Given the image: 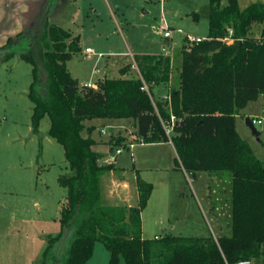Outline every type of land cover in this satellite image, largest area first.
<instances>
[{
  "label": "trees",
  "instance_id": "16d2710c",
  "mask_svg": "<svg viewBox=\"0 0 264 264\" xmlns=\"http://www.w3.org/2000/svg\"><path fill=\"white\" fill-rule=\"evenodd\" d=\"M43 13L0 46V62L18 56L31 65L32 132L38 134L42 119L49 118L48 135L62 145L70 173L58 178L67 190L61 230L48 236L40 264L55 259L57 243L64 239L71 241L63 264H86L96 242L109 251V264H120L121 258L126 264H264V160L236 129L240 111L264 95V3L240 10L238 0H209L207 39L182 46L179 82L169 98L157 99L154 89L169 83L170 59L143 54L135 56L139 76L105 78L101 105L94 102L95 93L79 88L67 68L66 60L81 54L80 36ZM255 24L262 28L260 37L252 35ZM93 119L133 120L141 144L171 142L175 167L193 178L199 172L229 174L227 232L217 238H144L141 215L153 185L136 171V207L104 201L101 180L115 166L100 163L91 136L95 127L84 124Z\"/></svg>",
  "mask_w": 264,
  "mask_h": 264
},
{
  "label": "rangeland",
  "instance_id": "374dc122",
  "mask_svg": "<svg viewBox=\"0 0 264 264\" xmlns=\"http://www.w3.org/2000/svg\"><path fill=\"white\" fill-rule=\"evenodd\" d=\"M29 1L17 0L18 5L14 4V9L18 8L17 13H31L34 18L32 24L22 31L35 24L38 14L44 12L42 15L46 13L49 22L80 36L83 55L78 54L67 62L68 70L78 79L79 85L93 82L92 70H96V78L101 75L117 77L118 73H104V69L108 66L113 70V61L127 57L129 60L124 65L130 70L129 76L135 77L137 72L129 52L134 55L163 54V47L167 44L173 47L172 57L168 58L170 61L173 59L174 79L179 82L176 67L181 59L182 46L188 44L185 36L206 38L208 35L209 0H37V7ZM238 2L240 10H244L252 3H264V0ZM194 14L199 18L196 19ZM165 23L171 27L169 39L163 37ZM0 24L3 25L1 21ZM251 32L253 36L260 37L262 28L255 24ZM86 47L92 53L86 55ZM31 70V65L18 56L0 62V264L41 263L48 236L60 233V209L67 194L58 178L70 173L62 145L48 135L49 118L42 119L38 134L32 132L33 104L27 96L32 81ZM262 97L249 103L248 108L264 118ZM245 113L243 111L242 115ZM242 115L237 117L236 129L255 155L264 160V120L250 127ZM95 124L93 137L99 141L94 147L96 152L109 157L117 148L122 150L113 163L115 172L130 178L134 171L136 174L140 169L148 170L146 178L156 184V200L149 207L145 238L153 239L155 234L181 237L212 235L215 238L213 233L218 228L213 225L216 219L209 222L211 214L206 202L208 197L210 203H215L218 196L212 175L207 172L197 173L196 178L185 175L175 167L176 153L172 148L140 145L133 120L106 119ZM119 138L124 139L123 145L113 146ZM130 139L134 143L133 148L128 145ZM224 176L230 177L229 174ZM223 187L220 199L225 214L229 193L228 186ZM135 193L133 190V197ZM111 202L115 206L125 204L121 200ZM130 204L138 205L136 201H130ZM158 210L164 216L180 217L175 219L174 228L169 223L163 229L160 225L152 226V217ZM224 220L223 215L221 221L225 227L216 237L227 232L229 220L225 223ZM70 241L64 239L57 243L55 259L50 264H63ZM109 259L110 254L104 244L96 242L93 256L86 264H109ZM120 264H126L123 258Z\"/></svg>",
  "mask_w": 264,
  "mask_h": 264
},
{
  "label": "crops",
  "instance_id": "0c3cea01",
  "mask_svg": "<svg viewBox=\"0 0 264 264\" xmlns=\"http://www.w3.org/2000/svg\"><path fill=\"white\" fill-rule=\"evenodd\" d=\"M16 1L17 0H15V1H12V0H0V21L3 24V25L0 24V45H2L5 42V40H7V38L14 36L19 31H22L24 29V27L26 28V26L28 24H30V23L32 24V22L34 21L33 20L34 18L32 19V17H31V13H26V14L21 13L20 14L19 11H18V13L16 12V10H18V8L14 9V4L18 5V3ZM10 2H11V4H10ZM29 2L33 6V4L35 5L39 1L31 0ZM37 14H38V11L35 13V17H36ZM5 19H6V21H4ZM87 48H89V47H86L85 51H86ZM129 53H131V52H129ZM160 53H154V54H150V55H158ZM81 54L83 55L82 51H81ZM85 54L87 55L86 52H85ZM131 55H133V56H131ZM138 55H143V54H138ZM138 55L137 54L134 55L133 53H131L129 56L132 57V60L130 59V61L134 62L135 61L134 56H138ZM72 58L73 57H69L66 60V64ZM127 58L126 59H122L121 61H117V60L113 61L114 62L113 65H112L113 70H110V68L107 66V68L104 69V73H105V71L106 72L110 71L113 74H117L118 73L117 77L114 76L116 78H130L131 77V76H129L130 75V70L128 68L125 69L126 67L124 65V62L126 63L129 60ZM180 63H181V59H180L179 65H180ZM171 64H172V67H174L173 66V59L171 60ZM179 65H177V67H179ZM95 71L96 70H94V72H93V70H92L91 79H92L93 82H90L95 87H94V89L93 88L92 89L86 88V89L88 91H91L92 93H95L94 102L98 103L99 105H101L104 102V96H103L102 90L100 89L101 88L100 86L103 83V81L105 80V78H111V77H106L104 75H101L98 78H96L95 77V74H96ZM135 71L137 72L136 69H135ZM135 75H138V72ZM75 79H77V78H75ZM85 84H87V83L85 82L83 85H85ZM176 84H177V82L174 79V74L172 72L171 76H170V81H169L168 84H163V85L155 87V92L156 93L155 92L154 93L157 94L156 95L157 97L156 96L155 97L157 99H167V98H169L170 91H171V88H172L171 86L172 85L176 86ZM77 85L79 86V88H81L83 86L82 84L79 85V82H78ZM262 96H264V95H260V97H262ZM262 98H263L262 100L264 101V97H262ZM248 107L249 106H247L245 109L241 110L240 114H238L237 117L242 115L243 111H246V113L244 115H242V116L246 117L245 121H246L247 125H249L251 127V125L249 123V119H251V118H259V116H257L259 113H254V111H250V109ZM262 113H264V109H262ZM237 117H236V121H237ZM104 120H106V119L87 120V121H85L84 124H85L86 127L94 126L95 129H96V124L95 123L99 122V121L103 122ZM236 124H237V122H236ZM94 132H95V130L92 132L91 136L96 141V145H98V143H99L98 139L93 137ZM83 135L87 136V132L84 131ZM127 142H133V141H132V139H130ZM139 144L140 145H151V146L160 147V148L168 147L169 149L172 148L174 150V152H175V149H174V147H173L171 142L159 143V144H141V143H139ZM107 158H108V155L107 156L106 155H102L101 161L106 163L107 162ZM139 171H140L139 172L140 177L143 180H145L146 182H149V183H151L153 185L152 194H151V196H150V198L148 200V204H147L146 208L144 209V211L142 212V215H141V217H142V235H143L144 231H145V226H146L145 224L149 223L146 219H149L148 217H149L150 204L152 202H154V200H156L155 197H154L155 194H156V184H155V182L152 179L146 178V173L149 172L148 170L140 169ZM178 171H181L185 175H188L183 170L179 169ZM212 178H213V181L216 182L215 189L217 191V195L218 196L215 199V203H213V202L210 203L208 197L206 199V202H207V208L209 210V213L211 214L210 215V221L209 220L208 221L211 223V221L215 222V219H216V223L213 225V227L215 229L218 228V230L216 229V233H213V234H214L215 238H217L216 235H218V232L219 233L222 232V228L224 226V224L221 221V217H222V220H223V215L225 216V214H226V213L225 214L223 213V203H222L220 197L222 196V191H224V187L223 186L228 184L230 177L226 178L224 176V174H222V175L212 176ZM225 179H227V181H225ZM133 183L135 185H133ZM101 186H102L103 199L109 205H114L111 201H118V200L123 201V203H125V204H123V206H127V207H134V205L130 204V201H136L138 203V190H137V184H136L135 171L132 173V177H130V178H127L126 176H123V174H119V173H117L115 171H111L110 173H108V174H106V175H104L102 177ZM133 190H135V192H136L135 193V197H133V195H132V191ZM167 195H169V194H167ZM227 199H228V197L226 198V201H227ZM169 201H170V199H169ZM228 201H229V199H228ZM227 204H228V202L225 203L226 211H227V208H228ZM159 205H160V202H159ZM175 219L176 220L180 219V217L177 216V215H174V217H172V216H170V217L164 216L163 213H161L158 210V211H156V213L152 217V223H153L152 226L153 227H158L160 225L161 229H163L164 226L169 223L174 228L175 227V223L177 222ZM154 237H158V235L155 234Z\"/></svg>",
  "mask_w": 264,
  "mask_h": 264
},
{
  "label": "built area",
  "instance_id": "2783aa9c",
  "mask_svg": "<svg viewBox=\"0 0 264 264\" xmlns=\"http://www.w3.org/2000/svg\"><path fill=\"white\" fill-rule=\"evenodd\" d=\"M166 24V23H165ZM163 37L164 38H166V39H169V38H171V36H172V31H171V27H169L168 26V24H166V25H164V27H163ZM186 37V41H187V43H199V42H201V41H203V40H206L207 39V37L206 38H204V37H196V36H191V35H186L185 36ZM226 40V42L227 43H232L233 41L230 39V37H228V38H226L225 39ZM86 52H87V54H90V53H92V51H91V49L90 48H87L86 49ZM162 52H163V55L164 56H166V57H172V54H173V47H172V45H170V44H167L165 47H163V50H162ZM131 54V53H130ZM131 56H133V55H131ZM136 66V67H135ZM133 67L137 70V72H138V69H137V65H136V63H135V61H134V65H133ZM138 76H139V73H138ZM94 85L93 84H91V83H88V84H85V85H83L80 89H82V88H88V89H94ZM264 120V118L263 117H259V118H251V119H249V123L251 124V126H256L257 124H260V123H262V121ZM103 133H105V130H103ZM128 145H129V147L130 148H133V146H134V143L133 142H129L128 143ZM122 153V150H121V148H117L116 149V151H115V153L113 154V155H111L110 157H108L107 158V164H111V163H114L115 162V159H116V157H117V155H119V154H121ZM255 262L253 261V260H242V261H240V262H238L237 264H254Z\"/></svg>",
  "mask_w": 264,
  "mask_h": 264
},
{
  "label": "water",
  "instance_id": "95a60500",
  "mask_svg": "<svg viewBox=\"0 0 264 264\" xmlns=\"http://www.w3.org/2000/svg\"><path fill=\"white\" fill-rule=\"evenodd\" d=\"M251 125V124H250ZM251 127H253V126H251Z\"/></svg>",
  "mask_w": 264,
  "mask_h": 264
}]
</instances>
